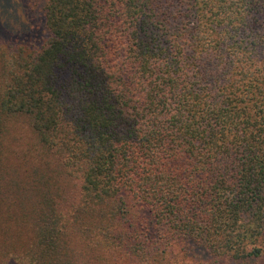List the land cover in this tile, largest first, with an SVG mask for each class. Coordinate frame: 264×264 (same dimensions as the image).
<instances>
[{
	"label": "trees",
	"instance_id": "16d2710c",
	"mask_svg": "<svg viewBox=\"0 0 264 264\" xmlns=\"http://www.w3.org/2000/svg\"><path fill=\"white\" fill-rule=\"evenodd\" d=\"M43 10L0 50V264H264V0Z\"/></svg>",
	"mask_w": 264,
	"mask_h": 264
},
{
	"label": "rangeland",
	"instance_id": "374dc122",
	"mask_svg": "<svg viewBox=\"0 0 264 264\" xmlns=\"http://www.w3.org/2000/svg\"><path fill=\"white\" fill-rule=\"evenodd\" d=\"M44 0H0V50L7 46L38 44L44 35ZM18 136L24 148L33 146V133L19 126Z\"/></svg>",
	"mask_w": 264,
	"mask_h": 264
}]
</instances>
